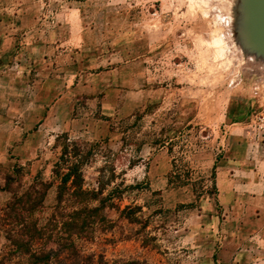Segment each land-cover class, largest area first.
Returning <instances> with one entry per match:
<instances>
[{
  "label": "rangeland",
  "instance_id": "374dc122",
  "mask_svg": "<svg viewBox=\"0 0 264 264\" xmlns=\"http://www.w3.org/2000/svg\"><path fill=\"white\" fill-rule=\"evenodd\" d=\"M233 2L0 0V208L11 169L51 181L68 139L90 154L84 188L113 177L104 195L140 209L136 223L107 209L86 253L262 264L264 74L237 41ZM55 198L53 186L42 219Z\"/></svg>",
  "mask_w": 264,
  "mask_h": 264
},
{
  "label": "trees",
  "instance_id": "16d2710c",
  "mask_svg": "<svg viewBox=\"0 0 264 264\" xmlns=\"http://www.w3.org/2000/svg\"><path fill=\"white\" fill-rule=\"evenodd\" d=\"M89 155L80 143L67 139L53 166L51 181L36 177L25 183L24 168L11 169L3 189L9 192L10 199L0 208V229L4 228L8 242L9 264H107L103 255L86 253L79 242L90 243L96 232L111 227L107 209L119 211L130 223L138 221L135 214L140 209L126 206L120 210L112 200V192L104 195L105 186L113 177L106 182L98 181L96 188H84L82 167ZM53 186L55 204L48 217L42 219L45 199ZM7 260L0 257V264H6Z\"/></svg>",
  "mask_w": 264,
  "mask_h": 264
},
{
  "label": "water",
  "instance_id": "95a60500",
  "mask_svg": "<svg viewBox=\"0 0 264 264\" xmlns=\"http://www.w3.org/2000/svg\"><path fill=\"white\" fill-rule=\"evenodd\" d=\"M239 6L237 10L241 14V33L235 30L239 44L250 54L264 57V0H237Z\"/></svg>",
  "mask_w": 264,
  "mask_h": 264
},
{
  "label": "bare ground",
  "instance_id": "6f19581e",
  "mask_svg": "<svg viewBox=\"0 0 264 264\" xmlns=\"http://www.w3.org/2000/svg\"><path fill=\"white\" fill-rule=\"evenodd\" d=\"M232 5H233V14H232L233 16L231 17V19L233 22V28L239 33V35H242V33H241V27L242 26H240V20L238 21V17H240V18H242V17L240 15H237V14H241V13H239L238 11H235V10H237V8L239 6L241 7V4L237 0H234ZM247 60L249 62L254 63L257 66V69H259V72L264 74V57L263 56H261V55H257V57L251 56V57H248ZM235 63L237 64V62H235ZM258 76H259V74H258ZM262 82L263 81H261V83Z\"/></svg>",
  "mask_w": 264,
  "mask_h": 264
},
{
  "label": "crops",
  "instance_id": "0c3cea01",
  "mask_svg": "<svg viewBox=\"0 0 264 264\" xmlns=\"http://www.w3.org/2000/svg\"><path fill=\"white\" fill-rule=\"evenodd\" d=\"M262 264H264V259H263V263Z\"/></svg>",
  "mask_w": 264,
  "mask_h": 264
}]
</instances>
